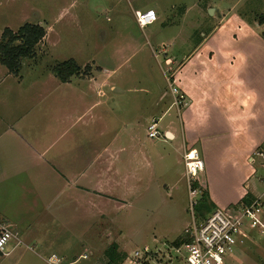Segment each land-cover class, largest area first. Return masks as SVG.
Here are the masks:
<instances>
[{"label": "crops", "instance_id": "0c3cea01", "mask_svg": "<svg viewBox=\"0 0 264 264\" xmlns=\"http://www.w3.org/2000/svg\"><path fill=\"white\" fill-rule=\"evenodd\" d=\"M246 25L236 43L223 27L208 38L202 34L173 74L186 96L180 154L184 147L199 152L215 210L242 206L248 195L264 200L252 182L255 164L264 165V31L242 20ZM171 62L167 58L166 66ZM0 76V217L34 255L71 264L90 247L82 230L85 215L100 214L102 198L132 191L133 172L125 170L132 162L131 122L115 129L103 147L95 139L105 125L100 110L115 115V100L105 89L114 94L118 84L82 76L62 83L49 72L45 81H30L26 88L24 73L15 78L2 65ZM164 133L176 141L171 129ZM139 155L147 168L150 151Z\"/></svg>", "mask_w": 264, "mask_h": 264}, {"label": "rangeland", "instance_id": "374dc122", "mask_svg": "<svg viewBox=\"0 0 264 264\" xmlns=\"http://www.w3.org/2000/svg\"><path fill=\"white\" fill-rule=\"evenodd\" d=\"M189 8L193 11L187 16ZM149 10L159 13V21L141 29L135 13ZM261 16L264 0H0V43L6 28L17 32L25 24H34L46 31L36 57L23 61L19 77L5 68L9 75L21 78L24 73L25 87L29 88L30 81H45L53 66L74 60L82 68V77L118 84L114 94L109 87L105 89L115 100V115L100 110L105 125H101L102 135L95 133L99 147L112 141L115 129L131 122L132 162L125 170L133 172L132 191L118 190V198H102L100 214L85 215L90 223L86 222L82 230L90 247L86 245L84 254L89 258L78 264H107L106 251L112 245L123 255L144 248L174 255V243L193 220L198 223L210 215H202L200 196L194 208L191 206L181 156L184 107L179 112L173 107L165 114L173 103L167 78L183 68V59L202 40V34L208 38L223 27L236 43L248 28L241 26L242 20L264 31L258 24ZM167 58L172 60L169 68ZM153 121H159V139L147 136ZM166 129L175 133L176 141L163 136ZM117 141L123 145L124 138ZM146 149L150 151L147 168L139 155ZM261 164H255L257 174L252 180L258 195L264 194ZM118 169L124 173L123 166ZM204 179L200 173L201 186ZM105 203L107 207H103ZM249 235L250 240L227 256L225 264H264V236L255 231ZM19 248L9 258L0 256V260L4 258L6 264H48V257L34 255L30 247Z\"/></svg>", "mask_w": 264, "mask_h": 264}, {"label": "built area", "instance_id": "2783aa9c", "mask_svg": "<svg viewBox=\"0 0 264 264\" xmlns=\"http://www.w3.org/2000/svg\"><path fill=\"white\" fill-rule=\"evenodd\" d=\"M135 17L141 29L158 22V16L153 10L136 12ZM173 78H167V82L173 105L180 110L186 105V96L176 85V80L172 81ZM161 134L158 121H153L147 128L148 138L159 139ZM183 162L189 198L194 208L197 204L195 199L200 196L199 189L194 185L199 174L204 171V164L199 152L192 148L184 150ZM254 231L264 236V200L261 198L246 206L217 209L198 223L193 220L183 233L184 242L179 246L173 245L174 255L170 251L167 254L154 253L144 248L125 254L121 264H225L226 257L233 255L239 245L250 240L249 234ZM21 246L23 242L13 226L0 217V255L7 257ZM88 258L83 255L71 264H78L80 260ZM48 264L62 262L58 257L52 256L48 259Z\"/></svg>", "mask_w": 264, "mask_h": 264}, {"label": "trees", "instance_id": "16d2710c", "mask_svg": "<svg viewBox=\"0 0 264 264\" xmlns=\"http://www.w3.org/2000/svg\"><path fill=\"white\" fill-rule=\"evenodd\" d=\"M258 24L264 26V16L258 19ZM46 31L41 25L25 24L20 27L17 32L6 28L2 35L0 43V64L4 66L10 74L19 77L23 68V61L26 59H34L36 57L37 46L45 39ZM264 39V33L262 34ZM54 75L62 82L67 83L72 77L82 76V68L74 61L69 60L59 63L52 67ZM195 188L200 191L202 215L215 211L210 201L209 193L205 189L204 184L199 181L195 183ZM253 199L246 196L240 205H249ZM198 203V204H199ZM184 242V238H179L174 245L179 246ZM107 264H121L124 259L123 254L118 253V247L112 245L107 251Z\"/></svg>", "mask_w": 264, "mask_h": 264}, {"label": "water", "instance_id": "95a60500", "mask_svg": "<svg viewBox=\"0 0 264 264\" xmlns=\"http://www.w3.org/2000/svg\"><path fill=\"white\" fill-rule=\"evenodd\" d=\"M209 13H212V11H209ZM167 137L171 138V135H167Z\"/></svg>", "mask_w": 264, "mask_h": 264}]
</instances>
